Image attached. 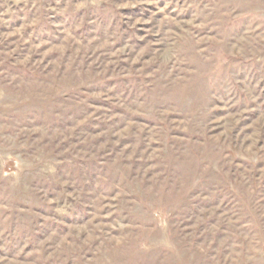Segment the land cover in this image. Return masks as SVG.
I'll return each mask as SVG.
<instances>
[{
  "label": "rangeland",
  "instance_id": "rangeland-1",
  "mask_svg": "<svg viewBox=\"0 0 264 264\" xmlns=\"http://www.w3.org/2000/svg\"><path fill=\"white\" fill-rule=\"evenodd\" d=\"M0 264H264V0H0Z\"/></svg>",
  "mask_w": 264,
  "mask_h": 264
}]
</instances>
